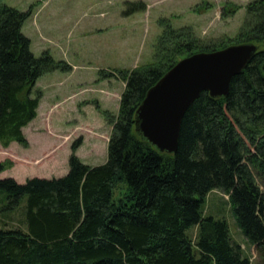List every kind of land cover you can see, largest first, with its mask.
I'll return each instance as SVG.
<instances>
[{"label": "trees", "instance_id": "16d2710c", "mask_svg": "<svg viewBox=\"0 0 264 264\" xmlns=\"http://www.w3.org/2000/svg\"><path fill=\"white\" fill-rule=\"evenodd\" d=\"M125 15L146 8L125 1ZM196 4L193 9L197 8ZM223 5L221 16L237 10ZM31 8L0 0V142L27 143L22 128L36 116L35 81L51 70L69 71L44 49L36 56L22 32ZM162 30L153 60L106 71L125 82L116 114L102 110L111 129L99 165L68 157L58 177L0 178V264H250L228 222L204 212L208 192L228 195L237 226L264 262V0L245 5L237 35L206 39L187 25ZM253 42L258 47L231 77L226 96L201 91L181 121L176 151H159L136 131L135 113L147 90L179 59L194 52ZM5 164L0 162V172ZM13 220V218H12ZM195 228L194 234L191 233Z\"/></svg>", "mask_w": 264, "mask_h": 264}, {"label": "rangeland", "instance_id": "374dc122", "mask_svg": "<svg viewBox=\"0 0 264 264\" xmlns=\"http://www.w3.org/2000/svg\"><path fill=\"white\" fill-rule=\"evenodd\" d=\"M42 1L4 0L20 10L31 8L24 29L33 33L30 49L36 56L47 49L56 60L70 55L77 65L73 71L45 72L35 81L33 91L39 90L41 96L36 116L22 128L27 143L22 145L13 140L4 145L0 142V162L5 164L0 178L13 177L18 182L29 177L50 178L66 173L71 145L77 139L80 143L75 154L84 163L105 162L111 127L102 110L117 113L125 82L117 75L99 77V71L131 69L150 63L154 41L162 30L160 18L169 19L177 28L189 25L197 35L209 40L223 34L234 36L245 19V5L251 0H145L146 9L137 10L134 15L140 19L134 34V29L132 34L122 33L124 28L128 29L125 22L129 19L123 13L125 0H47L49 3L38 14ZM196 4L198 7L193 9ZM234 4L238 7L234 14L221 16L223 5L232 8ZM99 12L103 14L96 15ZM90 19L108 21L110 32L81 33L82 25ZM37 23L54 25L55 30L41 37L36 33ZM75 24V31L69 33ZM258 183L264 191V184L260 180ZM204 212L225 218L232 238L241 245L249 263L264 264L237 226L227 194L218 189L208 192ZM12 218L0 214V220L7 227L22 223L20 214L15 213ZM194 232L195 228L191 233Z\"/></svg>", "mask_w": 264, "mask_h": 264}, {"label": "water", "instance_id": "95a60500", "mask_svg": "<svg viewBox=\"0 0 264 264\" xmlns=\"http://www.w3.org/2000/svg\"><path fill=\"white\" fill-rule=\"evenodd\" d=\"M257 47L240 42L179 59L147 90L136 109V131L159 151L175 152L188 106L204 90L226 96L231 77L245 67Z\"/></svg>", "mask_w": 264, "mask_h": 264}, {"label": "crops", "instance_id": "0c3cea01", "mask_svg": "<svg viewBox=\"0 0 264 264\" xmlns=\"http://www.w3.org/2000/svg\"><path fill=\"white\" fill-rule=\"evenodd\" d=\"M50 1V0H49ZM49 1H42V3L40 4V6L38 7V10H37V12H38V14L40 13V11H42V9H43V6L44 5H46V4H48L49 3ZM125 1H133V0H125ZM134 1H138V0H134ZM140 1H142V2H144L145 3V5H146V7H147V4H146V1L145 0H140ZM146 9V8H145ZM144 9V10H145ZM136 12L137 11H135V12H133V13H130V14H128V15H126L129 19L125 22L126 23V25H128V29L127 28H124L123 30V32L122 33H125V31L126 32H128L129 34L131 33V31H132V33L134 34L135 33V30H136V28H135V25H136V23L137 22H139L140 21V19H138V17H134V15H136ZM38 14H37V16H36V18L38 17ZM103 14V12H99L98 14H96V15H102ZM27 20V19H26ZM26 20H25V22L24 23H26ZM24 23H23V26H22V32L30 39V36L33 34L31 31H25V29H24ZM36 27H37V29H36V33L39 35V36H41V35H43V33H45V32H52V31H54L55 30V28H54V25H48V24H44V25H42V24H39V23H37L36 25H35ZM110 26H111V24L108 22V21H102V22H99V21H95V20H88V21H86L83 25H82V31H81V33H83V34H86V35H88V34H93V33H97V34H104V33H109L110 32ZM77 26H76V24H75V26H73V27H71L70 28V30H69V33H73V31H75V28H76ZM131 33V34H132ZM42 37V36H41ZM44 38V37H43ZM47 38V37H46ZM49 38V37H48ZM124 39H125V37H124ZM31 40V39H30ZM109 47V46H108ZM64 53H65V51H64ZM70 55H68V54H66V55H63L62 56V58L63 59H65V60H67V62H69V64L71 65V69H72V71L76 68V65H77V63L75 62V61H73L72 59H70V57H69ZM62 84V83H61ZM63 84H65V83H63ZM60 85V84H59ZM82 86H83V84H81ZM80 85V86H81ZM62 88H65V87H62ZM65 174V173H64ZM55 177V176H54ZM51 178V177H50Z\"/></svg>", "mask_w": 264, "mask_h": 264}]
</instances>
